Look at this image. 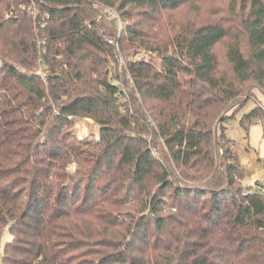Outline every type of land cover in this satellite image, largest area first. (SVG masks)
I'll return each instance as SVG.
<instances>
[{"label":"trees","instance_id":"1","mask_svg":"<svg viewBox=\"0 0 264 264\" xmlns=\"http://www.w3.org/2000/svg\"><path fill=\"white\" fill-rule=\"evenodd\" d=\"M210 1L0 0L1 264H264L227 135L264 95V0H228L234 32Z\"/></svg>","mask_w":264,"mask_h":264},{"label":"rangeland","instance_id":"2","mask_svg":"<svg viewBox=\"0 0 264 264\" xmlns=\"http://www.w3.org/2000/svg\"><path fill=\"white\" fill-rule=\"evenodd\" d=\"M227 4L228 0H211L209 4H207L205 8L202 9H204L207 15L210 17H222L223 23L227 26H230L232 28L231 31L234 32L235 30H238L240 22L245 20H242L245 14L239 10V8L234 13H231L230 10H228L225 15L222 14L221 11L227 7ZM108 13L112 12L107 11V14ZM192 14V11L181 14L177 16L176 21H182L183 17ZM135 55L136 51L133 53V56ZM144 55L145 54H141L139 51L138 57ZM155 55H152V57H155ZM146 56L148 60H151L150 53H146ZM121 57L122 55H120L119 61V69H121L119 70L120 72L125 70V62ZM249 96L250 99L247 101V103L237 112L235 117L231 118V120L228 122L227 135L233 140V147L237 152L241 165L245 169V175L242 181L243 185L245 187L250 186L255 189L257 188L258 184L264 185V122L253 124L247 130L242 127L241 120L244 114L250 112L258 104H261L264 107V95L257 91L253 92V94ZM232 111L233 109H230L226 112V115H230ZM73 122V130L80 139L98 138V132L93 120L74 118ZM67 169L73 172L76 169V166L75 164H72ZM10 238L11 236L9 233H5L3 241Z\"/></svg>","mask_w":264,"mask_h":264},{"label":"built area","instance_id":"3","mask_svg":"<svg viewBox=\"0 0 264 264\" xmlns=\"http://www.w3.org/2000/svg\"><path fill=\"white\" fill-rule=\"evenodd\" d=\"M72 119H74V118H72ZM76 119V118H75Z\"/></svg>","mask_w":264,"mask_h":264}]
</instances>
